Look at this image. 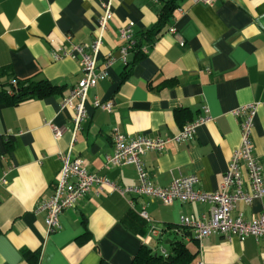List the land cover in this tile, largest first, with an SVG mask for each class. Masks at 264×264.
<instances>
[{
	"label": "crops",
	"instance_id": "crops-1",
	"mask_svg": "<svg viewBox=\"0 0 264 264\" xmlns=\"http://www.w3.org/2000/svg\"><path fill=\"white\" fill-rule=\"evenodd\" d=\"M108 1L112 18L96 67L102 68L107 54L115 60L107 77L89 88L87 118L72 143L73 111L61 110L60 103L84 74L73 46L92 42ZM168 1L0 0V89L10 88L13 78L29 77L62 86L61 92L44 98L0 103V156L5 157L0 159V178L4 168L14 167L8 184H0V264H131L143 244L167 253L168 244L179 237L168 226H178L181 216H208V202L165 205L146 195L94 186L60 214V227L48 232L45 214L36 207L54 192L61 154L69 152L88 171L121 186L139 184L135 164L103 168L114 151V127L126 135L166 137L211 116L189 141L169 142L162 151L145 150L138 156L156 185L167 187L175 177L196 175V187L210 193L218 190L240 141L239 118L232 112L254 102L253 153L264 176V0H176L158 33L151 40L142 37L139 49L133 47L122 60L119 29L133 21V36L139 37L159 21ZM95 99L111 100L112 109L95 106ZM49 122L65 128L62 136H53ZM242 173L246 179L244 167ZM143 210L149 219L141 216ZM262 212L264 198H255L250 204L237 202L231 215L255 220ZM153 227L165 229L162 242L152 236ZM192 236L186 242L196 254L194 264H264L262 236Z\"/></svg>",
	"mask_w": 264,
	"mask_h": 264
},
{
	"label": "built area",
	"instance_id": "built-area-1",
	"mask_svg": "<svg viewBox=\"0 0 264 264\" xmlns=\"http://www.w3.org/2000/svg\"><path fill=\"white\" fill-rule=\"evenodd\" d=\"M194 1L207 4H213L214 2V0ZM103 8L104 11L98 21V31L92 42L73 46V50H76L81 56V67L84 74L60 103L61 110L68 108L73 111L72 143L74 142L75 132L87 118L85 101L89 88L94 87L99 80L107 77V69L115 60V57L107 54L102 68L96 67V59L102 45L103 34L107 29L108 21L112 18L109 1L103 3ZM133 26L134 22L131 21L119 29V37L123 42L119 48V56L124 61H126L127 53L135 45ZM169 31L175 35L180 45L184 44V40L176 34L174 28H170ZM142 49L146 51L145 47ZM94 105L110 111L113 102L111 100L101 101L95 99ZM256 109L257 104L251 102L238 106L232 112L239 118L240 141L232 153L219 188L215 192L209 193L198 189L196 185L199 179L196 175L175 177L167 187H160L149 178L138 157L145 150L162 151L169 142L189 141L195 135L196 128L199 125L212 121L213 118L207 115L184 124L176 134L166 137H148L144 134L126 135L118 127L112 128L110 137L114 151L112 155L106 157L103 168L108 169L113 166L135 164L139 175V184L135 186L116 184L104 174L88 171L82 159H71L69 152L61 154L62 167L54 192L50 197L39 200L36 212L45 214L47 230L48 232H54L60 227L59 216L64 210L74 207L78 200L89 192L92 187L105 188L107 186L110 190L117 191L122 195L133 193L157 198L165 205H170L175 200L211 203L209 214L203 219L197 220L189 216H181L180 218V223L191 228L199 240L211 233H219L227 238L237 236L240 240L250 235L264 237V212L255 220H247L241 214L236 217L231 215L237 202L250 204L255 198H264L262 165L253 153L252 144ZM48 125L55 138L62 136L65 131V128L56 126L52 122H49ZM0 159L5 161L3 155L0 156ZM242 167L246 170V179L243 176ZM13 169V166L4 168L0 184H8V176ZM141 216L149 219L145 210L141 212ZM151 234L154 237L159 236L160 231L153 227ZM199 264L206 263L200 261Z\"/></svg>",
	"mask_w": 264,
	"mask_h": 264
},
{
	"label": "trees",
	"instance_id": "trees-1",
	"mask_svg": "<svg viewBox=\"0 0 264 264\" xmlns=\"http://www.w3.org/2000/svg\"><path fill=\"white\" fill-rule=\"evenodd\" d=\"M167 10L161 14L159 21L150 28L147 32H143L139 37H135V46L137 48L140 44L138 41L143 37L151 40L158 31L163 27L165 21L171 14V9L175 8L176 0H169ZM139 39V40H138ZM139 48H137L138 50ZM136 50V49H135ZM62 86L54 84L47 79L36 80L33 77L29 78H13L10 83V88L0 89V103H7L10 105H17L20 102L30 98H44L53 93L61 92ZM156 228V227H154ZM158 229V228H157ZM168 229L179 231V237H175L169 244L167 253L154 252L145 244L141 245L132 258L131 264H194L195 252L191 250L186 242V239H193V231L188 226H168ZM160 235L156 238L158 242H162V237L165 229H159ZM30 254L26 251V255ZM31 256V255H30ZM34 258L37 254L33 255Z\"/></svg>",
	"mask_w": 264,
	"mask_h": 264
},
{
	"label": "water",
	"instance_id": "water-1",
	"mask_svg": "<svg viewBox=\"0 0 264 264\" xmlns=\"http://www.w3.org/2000/svg\"><path fill=\"white\" fill-rule=\"evenodd\" d=\"M165 243H167V242L165 241Z\"/></svg>",
	"mask_w": 264,
	"mask_h": 264
}]
</instances>
